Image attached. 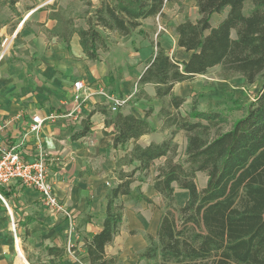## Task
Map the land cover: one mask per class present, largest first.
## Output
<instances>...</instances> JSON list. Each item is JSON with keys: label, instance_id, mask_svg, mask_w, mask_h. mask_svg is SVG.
Wrapping results in <instances>:
<instances>
[{"label": "trees", "instance_id": "1", "mask_svg": "<svg viewBox=\"0 0 264 264\" xmlns=\"http://www.w3.org/2000/svg\"><path fill=\"white\" fill-rule=\"evenodd\" d=\"M21 0H6L14 7ZM175 0H80L78 12L73 3L50 7L46 30L49 38H59L70 47L74 35L80 38L90 61L100 62V53L117 45L114 35L130 38L145 35L143 23L163 16L167 3ZM200 18L175 28L177 45L191 53L188 61H177L157 45L153 60L138 85H153L156 99L163 105L159 120L169 137L147 147L137 141L153 132L149 117L117 113L107 125H114L113 147L131 152L116 160L114 185L106 195L104 222L100 232L84 239L90 264H119L118 256L106 252L120 235L126 206L123 198L132 194L133 185L149 177L152 166L157 175L153 188L164 204L156 235H146L147 247L139 260L147 264H264V0H195ZM250 7L247 9V7ZM214 15H224L213 26ZM77 21L83 26L77 27ZM219 68L224 79L242 77L248 85L261 82L259 93L245 108L243 116L229 129L220 112L200 111L193 105L181 112L186 100L174 94L177 84L191 82L209 70ZM145 96V92H139ZM167 103V105H165ZM107 113L106 111H104ZM184 133V159L179 156L175 138ZM87 131L80 133L85 136ZM165 159L156 166V161ZM130 169V170H129ZM198 173L208 180L203 190L196 184ZM176 189L186 190L184 206L177 205ZM2 194V193H1ZM141 198L151 200L141 194ZM1 203V202H0ZM62 264L63 248L49 247ZM60 258L59 261H57Z\"/></svg>", "mask_w": 264, "mask_h": 264}, {"label": "crops", "instance_id": "2", "mask_svg": "<svg viewBox=\"0 0 264 264\" xmlns=\"http://www.w3.org/2000/svg\"><path fill=\"white\" fill-rule=\"evenodd\" d=\"M32 16L34 14H29L13 30H9V33L14 34L13 38L17 39L11 53L8 50L12 40L7 37V27L0 32V36L8 39L4 52L0 51V127L5 126L4 135L7 138L17 141L27 132L35 115L45 119L56 117L45 122L39 137L49 154L47 164L50 179L55 185L57 196L76 218L75 229L71 231L64 215L49 212L40 195L32 189L17 183L2 189L1 193L12 216L15 208L13 200L24 206L18 211L23 214L26 227L32 230V234L40 239L43 237L41 240L47 246L48 264L54 259L47 254L49 247L65 250L62 260H57L62 261V264H90L83 241L88 235L101 231L104 216L98 227L95 224L101 214L105 215L106 195L115 180L116 160L131 152L134 147L133 142L124 149L113 147L115 128L113 124L107 125L106 122L114 119L117 113L110 111L109 103L98 96V92L104 90L122 98L131 96L135 85L153 60L157 45L180 62L188 61L191 53L178 47L176 33L172 37L173 44L167 39V35L158 34L157 29H154L157 18H151L143 23L147 36L139 40L114 35L117 42L114 51L100 57V62H94L83 52L78 35L73 36L69 48L61 39L49 38L45 31L53 29L56 23L48 16L47 20L40 21L42 31L35 27L26 29L25 24ZM133 41L142 43V49L148 48L145 54H141L142 50L133 52ZM11 58L17 60L12 61ZM79 80L86 84L91 96L80 105L76 117L64 118L75 107L73 84ZM193 83L194 80L177 84L174 94L179 88L190 90ZM139 88V92L144 91L145 96L138 92L119 113L144 118L145 112L152 108L154 112L149 117V122L153 132L141 137L137 144L147 147L152 143H162L169 137V131L163 130V123L158 120L161 103L156 99L155 87L145 85ZM84 131L87 134L79 136ZM183 134L181 132L178 135L183 137ZM30 140L25 144L26 151L30 153L25 155L27 161H32L38 151L36 138L31 137ZM175 141L179 145L177 137ZM164 161L165 159L156 161L155 165L159 166ZM156 175L155 166L150 169L145 182L140 181L142 175L138 174L139 181L133 185L132 194L141 187L142 191L146 188L152 195H158L153 188ZM132 194L123 198V201ZM0 205L2 206V202ZM161 216L162 214L159 215L156 226ZM109 247L111 246L106 248L107 254ZM17 257L19 260L23 258L22 246L21 256ZM27 262L26 264L29 263Z\"/></svg>", "mask_w": 264, "mask_h": 264}, {"label": "rangeland", "instance_id": "3", "mask_svg": "<svg viewBox=\"0 0 264 264\" xmlns=\"http://www.w3.org/2000/svg\"><path fill=\"white\" fill-rule=\"evenodd\" d=\"M79 2L80 0H21L12 7L6 0H0V32L2 28L7 27V37L12 40L8 52H12V48H14L17 41L16 38H13L14 34L9 33V30H13L29 14H34V16L26 22L25 28L30 29L35 27L42 31L43 28L40 21L47 20L46 17L50 16L52 13L51 6L57 4L58 7L65 8L70 3H73L74 8L78 12H81L83 8ZM92 2L96 4L98 0H92ZM249 8L248 6L247 9ZM223 16L214 15L211 19L212 25H217ZM199 18L200 15L195 0H175L167 4L162 17H157L154 29H157L158 34L167 35V39L173 44L172 37L175 34L177 25L186 21L196 22ZM81 26H83V22L77 21V27ZM160 28L162 29L159 30ZM7 37L0 36V51L2 50V53L5 49ZM133 37L141 40L145 35L137 34ZM131 44V48L135 53L142 50L141 54H145L148 49L147 47H143L142 49V43L138 44L136 41H133ZM152 46H155L154 43H152ZM112 51H114V47L110 52ZM10 53H8L9 57H11ZM105 54L101 52L100 57H104ZM11 60L17 59L11 58ZM194 81L195 83L192 84L190 90L181 88L176 90L175 95L181 96L186 100L181 112L183 114L187 113L193 105L200 111L220 112L227 119L223 126L226 130L243 116L245 108L254 100L262 85L261 82H258L250 86L239 76L224 79L220 75L219 68L209 70L206 75L198 76ZM160 106L162 107L163 105L161 104ZM177 139L179 142V156H181V159H184L183 154L186 140L184 134L183 137L178 135ZM207 180L206 174H197L196 184L200 191L206 187ZM141 194L148 197L151 203L143 200ZM175 195L179 207H182L189 197L188 192L179 189H176ZM13 201V205H15L13 216L2 201V206L0 205V264H19L15 249V237H18L20 240L22 253L27 258H23L24 260H28L30 264H48L46 255L47 246L41 240L43 237L40 239L38 236L32 234V230L26 227V219H23V214L18 211L19 209H23L24 206H21V203L15 200ZM124 203L126 206L124 224L118 236L119 238H116L114 244L108 248L109 255L118 256L119 264H147L145 261L139 260V254L147 247L146 235H156L158 227L156 226V221L164 211L163 201L160 196L152 195L146 188L142 191L140 187L135 189L131 197L124 199ZM102 216H104V213L101 214V217L97 218L95 224L97 227L101 222Z\"/></svg>", "mask_w": 264, "mask_h": 264}, {"label": "built area", "instance_id": "4", "mask_svg": "<svg viewBox=\"0 0 264 264\" xmlns=\"http://www.w3.org/2000/svg\"><path fill=\"white\" fill-rule=\"evenodd\" d=\"M160 28L159 30H161ZM8 39L5 40V44ZM138 83L134 87V92L129 97H116L107 91L100 90L98 96L103 97L109 103V109L112 113H119L126 107L129 101L139 92ZM91 94L88 92L86 84L79 80L73 84V102L75 107L64 118L76 117L81 104L89 99ZM56 117L42 118L35 115L32 118L27 132L16 139H9L4 135L5 126L0 127V200L8 207V203L1 194L2 189H6L19 183L21 186L29 188L37 192L45 206L52 214L64 215L69 221L71 231L75 229L76 218L70 213L57 196L55 185L50 179L48 170V151L42 146L40 140L41 130L47 120H54ZM31 137L36 138L37 153L32 161L25 160V155H29L26 151L25 144L31 141Z\"/></svg>", "mask_w": 264, "mask_h": 264}, {"label": "bare ground", "instance_id": "5", "mask_svg": "<svg viewBox=\"0 0 264 264\" xmlns=\"http://www.w3.org/2000/svg\"><path fill=\"white\" fill-rule=\"evenodd\" d=\"M15 249H16L17 255H19L20 257L21 256V243L18 237L15 238ZM19 264H26L25 260L22 257L19 260Z\"/></svg>", "mask_w": 264, "mask_h": 264}, {"label": "water", "instance_id": "6", "mask_svg": "<svg viewBox=\"0 0 264 264\" xmlns=\"http://www.w3.org/2000/svg\"><path fill=\"white\" fill-rule=\"evenodd\" d=\"M23 258H25V256L23 255Z\"/></svg>", "mask_w": 264, "mask_h": 264}]
</instances>
